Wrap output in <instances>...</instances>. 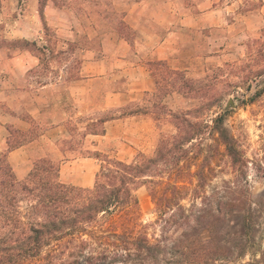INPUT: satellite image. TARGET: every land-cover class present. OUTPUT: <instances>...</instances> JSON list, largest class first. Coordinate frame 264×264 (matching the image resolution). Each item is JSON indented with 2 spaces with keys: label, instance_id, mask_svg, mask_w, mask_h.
<instances>
[{
  "label": "rangeland",
  "instance_id": "rangeland-1",
  "mask_svg": "<svg viewBox=\"0 0 264 264\" xmlns=\"http://www.w3.org/2000/svg\"><path fill=\"white\" fill-rule=\"evenodd\" d=\"M119 2L0 0V41L25 39L37 44L34 47L30 43H20L22 49H13L9 45L0 48V92L14 98L20 90L31 91L45 83L53 90H63L71 79L79 76L85 50L97 48L110 32H117L123 39L138 46L134 43L136 33L124 20L126 11ZM243 2H170L173 16L163 30L172 29L176 22L182 26L179 47L182 53L176 58L178 55L175 52L170 63L172 68L178 69L170 71L165 65L170 71L168 78L172 77L171 82L163 80L153 70L156 80L154 91L140 93L138 101L126 104L117 112L108 111L107 116L126 111L141 114L126 121L120 137L113 140L107 150L101 151L125 161H131L138 153L153 155L161 136L179 132L178 122L170 115L171 111L187 112L190 121L199 122L202 133L194 140L195 145L189 148L193 158L181 163L182 182L179 184L184 197L181 202L189 207L205 197L212 198L215 202L213 207L220 205L221 214L216 213L219 215L217 222L221 220L219 226L224 221L228 227L226 232L233 234L242 229L240 211L247 210L252 214L254 226L248 237L246 255L234 258L229 264H255V258L264 251V93L254 101L249 100L263 86L264 75L242 81L239 71L233 72L226 65L242 64L247 57V43L259 37L264 27V0L245 12L241 10ZM218 67L223 70H217ZM218 114H223L224 126L234 137L242 157L240 166L233 162L213 129V120ZM84 126L79 124L76 134L71 133L68 139L59 142L60 156L63 155L64 159H81L83 156L79 153L89 150V142L82 138ZM34 127L32 132L36 130ZM5 136V140L11 137L12 141H25L27 138L13 129L5 131ZM5 140L0 143V151L7 147ZM69 146L76 150H65ZM89 157L77 160L74 166L68 162L60 173V179L71 178L75 174V178L81 181L90 172L92 185L99 159ZM31 165L32 162L30 168ZM197 170L201 174V186H198L194 175ZM170 183L173 184V179ZM137 196V229L149 238L156 237L160 228L157 224L159 212L145 188H140ZM48 253L49 247H45L40 256L23 264L62 262L60 256L52 259ZM64 259L65 264H76L73 261L79 260L75 256Z\"/></svg>",
  "mask_w": 264,
  "mask_h": 264
},
{
  "label": "trees",
  "instance_id": "trees-1",
  "mask_svg": "<svg viewBox=\"0 0 264 264\" xmlns=\"http://www.w3.org/2000/svg\"><path fill=\"white\" fill-rule=\"evenodd\" d=\"M260 2L244 0L241 10L249 11ZM20 43L37 45L25 39L1 40L0 48L9 45L22 49ZM165 65L164 61L152 62V70L171 82L172 77L168 76L172 69L168 71ZM226 65L233 72L238 70L242 81L264 75V27L259 37L247 43L245 61ZM262 93L264 83L249 100L254 101ZM133 112H121V115ZM170 115L178 122L179 132L161 136L153 155L138 153L131 161H125L96 149L80 152L81 156L99 159L90 186L63 182L61 161L47 153L34 158L25 178L17 179L7 156L25 141L7 137V147L0 151V264H23L40 256L45 247H49V258L60 256L59 264H65L64 258L73 256L80 260L73 261L76 264H229L234 258L245 257L254 226L250 212L240 211L242 229L233 234L226 232L224 221L219 226L221 220L217 222L216 213L221 211L220 205L213 207L212 198L205 197L189 207L181 202L184 199L179 184L181 163L192 157L189 148L202 132L199 122L190 121L187 112L171 111ZM113 118V114L89 116L71 123L70 130L74 135L79 124H84L82 138L102 135L104 122ZM213 121L219 141L240 166L242 157L234 137L224 126L223 114ZM17 133L25 137L24 133ZM65 150L76 149L69 146ZM194 175L201 186L199 170ZM142 187L159 212V234L152 238L137 229V191ZM254 262L264 264V251Z\"/></svg>",
  "mask_w": 264,
  "mask_h": 264
},
{
  "label": "crops",
  "instance_id": "crops-1",
  "mask_svg": "<svg viewBox=\"0 0 264 264\" xmlns=\"http://www.w3.org/2000/svg\"><path fill=\"white\" fill-rule=\"evenodd\" d=\"M172 1L120 0L119 4L126 11L124 20L135 31L134 43L138 46L117 32L106 34L101 45L85 50L79 76L71 79L63 90H53L45 83L31 91L20 90L14 98L0 92V143L9 129L27 137L23 145L11 150L7 156L17 179L25 178L33 159L43 153L61 161L60 173L68 162L74 166L77 160L89 159V156L71 160L60 156L62 151L58 144L71 136L69 125L89 116H107L108 111L117 112L126 104L138 101L140 93L154 91L156 80L152 62L164 61L170 69H178L172 68L170 63L175 52L176 58L182 53L179 48L182 26L176 22L172 29L163 30L173 16L169 6ZM140 114L138 111L126 115L113 113L115 118L104 122V134L86 136L89 149L107 150L109 144L122 134L123 124ZM33 126L36 130L32 133ZM89 176L90 172L78 181L73 174L62 181L90 186Z\"/></svg>",
  "mask_w": 264,
  "mask_h": 264
}]
</instances>
